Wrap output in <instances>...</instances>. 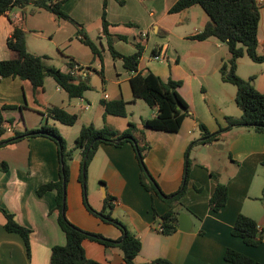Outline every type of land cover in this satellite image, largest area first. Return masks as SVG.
<instances>
[{
  "label": "crops",
  "instance_id": "1",
  "mask_svg": "<svg viewBox=\"0 0 264 264\" xmlns=\"http://www.w3.org/2000/svg\"><path fill=\"white\" fill-rule=\"evenodd\" d=\"M105 1L115 50L128 55L141 44L138 71H151L164 82H179L177 92L187 105V114L177 131L143 129L149 144L144 163L166 195L176 193L187 175L179 202L180 212L189 216L192 226L182 231L178 225L171 234L157 230L160 216L170 207L142 185L140 165L130 142L99 144L88 165L85 194L80 182L82 149L73 152L65 193L67 219L85 231L118 240L122 236L120 228L90 212L85 203L95 211L105 208L140 239L135 263L161 258L171 264H232L224 259L230 248L249 256L254 264H264V131L233 126L206 141L208 137L199 126L203 124L215 133L225 125L224 117L241 115L235 103L236 87L224 82L219 73L222 63L230 58L227 45L214 37L195 38L208 21L199 5L172 13L169 9L177 0H125L122 5L116 0ZM255 1L260 14L257 52L264 54V0ZM103 2L61 0L60 8L77 26L32 3L10 7L0 14V61L18 58L7 40L19 27L25 32L28 52L48 56L46 63L61 72L74 69L72 75L88 79L91 86L82 97L70 98L49 75L36 93L28 80L0 77L3 120L12 126L0 138V208L30 230L27 253L22 237L5 230L0 211V264H49L51 248L66 241L52 211L55 191L37 192L41 185L59 178L58 145L39 135L11 142L16 133L33 131L44 124L54 126L71 148L83 125L122 132L129 122L142 128L144 121L157 115L156 107L133 98L131 74L108 49L102 33ZM85 37L98 47L100 56L83 43ZM157 54L164 60H154ZM236 63V73L244 79L253 76L254 87L264 92V62L256 63L243 55ZM96 74L99 83L94 81ZM120 98L126 102V115L105 114L102 101ZM54 106L77 116L70 129L47 114ZM218 183L227 187L228 198L220 210L214 211L209 200ZM239 214L256 222L260 236L257 246H248L232 235ZM82 246L88 258L102 264H127L117 247L107 248L89 239H84Z\"/></svg>",
  "mask_w": 264,
  "mask_h": 264
},
{
  "label": "trees",
  "instance_id": "2",
  "mask_svg": "<svg viewBox=\"0 0 264 264\" xmlns=\"http://www.w3.org/2000/svg\"><path fill=\"white\" fill-rule=\"evenodd\" d=\"M51 0H0V14L10 7H23L32 3L34 6L45 7L56 17L71 21L78 25L68 14L60 8L61 1L50 4ZM122 5L125 0H116ZM192 5H199L208 15V21L200 33L195 35L198 40L214 37L227 45L230 58L224 61L219 69L220 77L224 82H228L236 87L235 103L241 110L239 117H224V126H220L218 131L210 133L203 124L200 128L206 141L217 138L221 132L233 126H243L253 129L256 132L264 131V92L258 91L252 81L254 77L248 79L241 78L236 73L237 59L247 55L253 62H264V54L257 52V30L259 23V9L255 0H177L169 12H179ZM106 1L103 2L102 13V33L107 39L108 49L113 58H120L124 69L131 74L129 84L133 98L142 99L148 106L157 108V115L143 122L142 128L135 123L129 122L127 128L116 131L107 126L96 128L92 124L83 125L79 135L71 148L66 146V142L60 136L54 126L42 125L40 128L22 134H15L10 139L14 142L26 136H45L53 139L58 145L59 152V178L56 181L41 185L37 192L43 194L48 190L55 191V206L53 212L57 215V221L65 234V244L51 248L49 264H102L90 259L85 255L82 241L89 239L102 244L103 246L117 247L122 251L123 258L127 264H171L166 259H154L145 263H135L134 258L141 249V242L138 237L127 230V228L117 219L111 216L109 211L103 208L95 211L87 202L85 203L90 212L100 217L103 221L114 224L122 231V236L118 240L106 238L100 234L85 231L72 224L66 217V185L69 178V163L73 152L82 149V169L80 182L85 191L87 179V169L100 143H112L121 145L130 142L134 145L136 156L140 165L141 183L146 189H152L168 205L169 210L160 216L164 234H171L178 227V215L181 203L179 199L185 190L187 175L184 177V184L174 194L166 195L161 192L155 180L149 174L144 163L145 150L149 144L144 139L143 129H155L163 131H177L183 118L187 114V105L177 92L178 81H162L153 72L148 71L141 74L138 71L139 59L142 55L143 47L141 44L135 45V52L122 55L113 47V36L108 31V22L105 17ZM94 55L100 56L98 47L88 38L82 39ZM7 46L18 53V58L13 60L0 61V77L13 76L22 80H28L36 93L43 87L44 78L49 75L54 78L56 83L66 91L70 98L82 97L84 92L91 89L88 79H76L74 75L61 72L59 69L46 63L48 56L36 55L27 51L25 43V32L15 27L11 36L7 40ZM105 114L123 117L126 115V102L120 98L117 100L102 101ZM5 107L0 106V138L5 133L2 127V111ZM52 119L65 124L73 125L77 119L75 114H71L63 108L54 106L47 111ZM138 134V136H137ZM99 138L98 140H96ZM2 141L0 140V147ZM264 164V161L263 163ZM228 190L224 184L218 183L210 197L212 210H220L226 203ZM264 201V197L262 198ZM5 222L4 228L8 232L18 233L25 244L26 251L29 253V234L30 230L19 225L13 215L0 208ZM232 235L239 237L248 246H257L260 243L259 230L256 222L248 216L239 214L234 222ZM224 259L232 264H254L249 256H246L233 249H226Z\"/></svg>",
  "mask_w": 264,
  "mask_h": 264
},
{
  "label": "built area",
  "instance_id": "3",
  "mask_svg": "<svg viewBox=\"0 0 264 264\" xmlns=\"http://www.w3.org/2000/svg\"><path fill=\"white\" fill-rule=\"evenodd\" d=\"M58 1H61V0H51L50 1V4H54ZM146 33H143V35H145ZM154 60H158V61H161V60H164V56L162 54H157V55H153L152 57ZM73 71L74 69H71L70 70V74H73ZM2 127L5 129V131L7 132H10L12 130V126H10L8 123H6L4 120L2 122ZM156 228L159 232H162L163 231V226H162V223L161 222H158L157 225H156Z\"/></svg>",
  "mask_w": 264,
  "mask_h": 264
},
{
  "label": "water",
  "instance_id": "4",
  "mask_svg": "<svg viewBox=\"0 0 264 264\" xmlns=\"http://www.w3.org/2000/svg\"><path fill=\"white\" fill-rule=\"evenodd\" d=\"M99 138H97L96 140H98ZM178 225H179V229L182 231H188L191 226L192 223L190 221L189 216L184 213V212H180L178 215Z\"/></svg>",
  "mask_w": 264,
  "mask_h": 264
},
{
  "label": "rangeland",
  "instance_id": "5",
  "mask_svg": "<svg viewBox=\"0 0 264 264\" xmlns=\"http://www.w3.org/2000/svg\"><path fill=\"white\" fill-rule=\"evenodd\" d=\"M87 49V48H86ZM238 75V74H237ZM239 76V75H238ZM242 78V77H241ZM94 81L96 82V83H99L101 80H100V77L96 74V76H95V78H94ZM119 119H121V118H119ZM68 126H71V125H67L66 126V128H68V129H70ZM84 194H85V191H84ZM84 199H85V197H84Z\"/></svg>",
  "mask_w": 264,
  "mask_h": 264
}]
</instances>
